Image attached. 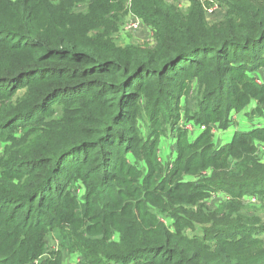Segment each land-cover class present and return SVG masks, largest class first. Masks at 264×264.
Masks as SVG:
<instances>
[{"label":"trees","instance_id":"16d2710c","mask_svg":"<svg viewBox=\"0 0 264 264\" xmlns=\"http://www.w3.org/2000/svg\"><path fill=\"white\" fill-rule=\"evenodd\" d=\"M79 1L0 0V264L35 261L53 229L78 264H264L255 235L264 227L241 215L245 195L264 197L256 148L264 125L220 146L211 132L252 102L264 119V2L223 0L224 19L208 25L197 0L185 11L130 0L128 11L153 28L147 49L113 39L125 0H89L77 12ZM193 83L196 109L184 119L204 130L189 141L170 108L180 112ZM143 110L151 126L141 140L134 126ZM165 110L176 148L170 171L157 155ZM121 151L141 157L143 173L136 157L114 163ZM71 176L86 187L82 201L63 187ZM217 191L229 199L204 207ZM40 264L63 263L51 252Z\"/></svg>","mask_w":264,"mask_h":264},{"label":"rangeland","instance_id":"374dc122","mask_svg":"<svg viewBox=\"0 0 264 264\" xmlns=\"http://www.w3.org/2000/svg\"><path fill=\"white\" fill-rule=\"evenodd\" d=\"M52 1H59V0H52ZM89 0H80L76 3L74 10L77 12L83 11L85 8L86 2ZM199 1V0H197ZM211 1V2H209ZM203 0L202 8L205 14V21L207 24H213L219 21H222L224 19L225 11H226V4L223 0ZM253 2H264V0H252ZM166 2L172 3L173 5H177L180 10L185 11L188 5L191 3V0H167ZM200 2V1H199ZM201 3V2H200ZM125 5V12L120 17L119 20V31L117 33V38H113L119 47H141V48H147L151 49L155 45V36L153 28L142 25L141 28H139L137 31H124L123 26L127 19V13L128 9L130 7V0L124 1ZM115 37V34H114ZM261 83H264V69L262 70L260 76L257 78ZM193 91L191 94H189L185 99L182 97L180 101V112L176 111L174 108H170V112L174 116L175 113H179L180 119L178 121L177 127L180 129L186 130L187 138L189 141L194 140V138L202 131L204 128L202 126H196L191 122H187L184 119V114L189 110L193 111L196 109V101H195V92L197 90V86L195 83L192 84ZM20 93L19 95H21ZM255 103L252 102L249 105H247L241 112L239 113H232L231 116V122L227 129H220L218 125H214L212 127V138L215 145L220 146L222 144H225L229 142L234 134L235 131H245L249 130L252 127L255 126H262L264 125V119L260 116L253 115L252 110L254 108ZM169 112V113H170ZM168 111L165 110V129L167 128L168 132L165 133V136H161L159 138L158 142V149H157V155L161 158L162 161H165L166 166L168 169H165L167 171H170V164L174 160V157L176 155V148H175V138H173V132L169 131L168 125L171 121V117L167 116ZM60 113L58 111H55L52 115V118H59ZM169 115V114H168ZM186 115V114H185ZM235 115V116H234ZM148 121V113L143 110L141 113V117L138 118L137 123L134 126V129L137 133V137L141 140H144L150 131V126ZM204 127V126H203ZM166 130V131H167ZM174 130V129H173ZM176 131V130H174ZM172 135V136H171ZM6 145V144H4ZM4 145L2 148V143L0 141V156L2 155V150L4 153ZM256 148L259 151L264 152V141L256 142ZM137 158L136 166L138 167L140 172H142L141 167L142 164V158L134 156L132 153H122L119 152V154H116L114 163H117L118 158H122L125 163L133 164V159ZM165 170V175H166ZM143 173V172H142ZM210 174V171H203L199 175L194 174H184L182 175V180L189 181V182H195L198 181L204 177H208ZM67 175V173H66ZM166 177V176H165ZM110 182L114 181L110 177ZM63 187L67 190L72 192L78 200H83L84 195L86 193V187L79 181L78 179H75L74 176H71L70 180L63 182ZM214 196L212 194L202 201V204L207 209H217L219 205H221L222 197L221 194H224L221 191H217ZM197 206L192 207L193 210L197 209ZM241 215L246 217L249 221H254V226L256 227H264V197L260 198L257 195H245L244 196V207L241 210ZM159 220L164 223L167 227H169L170 230H173L171 227L172 220L170 217L165 215V217H160ZM195 233L199 235V237H202V230L200 226H198L195 229ZM186 235L193 234L190 230H184ZM65 233L69 234L71 233V229L66 227ZM112 240H115L117 238V234L112 232ZM255 235H259V238L264 243V229L262 230H256ZM192 237V236H191ZM69 241L63 240L61 236L58 234L57 229L51 230L47 236H46V244L44 247V252L35 261L29 263V264H40L41 259L47 258L50 256L51 252L59 253L61 257V261L63 264H78L81 262V256L77 253L70 252L68 250Z\"/></svg>","mask_w":264,"mask_h":264},{"label":"built area","instance_id":"2783aa9c","mask_svg":"<svg viewBox=\"0 0 264 264\" xmlns=\"http://www.w3.org/2000/svg\"><path fill=\"white\" fill-rule=\"evenodd\" d=\"M202 4H203V0H199ZM209 1V0H207ZM211 2V1H209ZM204 5V4H203ZM142 25H144L142 19L140 17H138L137 15H135L132 11H128L127 13V19L126 22L123 26V30L128 32V31H137L139 28L142 27ZM202 128H204L202 126ZM215 194H212V196H214ZM222 200H227L229 199L228 195H224L221 194Z\"/></svg>","mask_w":264,"mask_h":264},{"label":"crops","instance_id":"0c3cea01","mask_svg":"<svg viewBox=\"0 0 264 264\" xmlns=\"http://www.w3.org/2000/svg\"><path fill=\"white\" fill-rule=\"evenodd\" d=\"M235 116V115H234Z\"/></svg>","mask_w":264,"mask_h":264}]
</instances>
